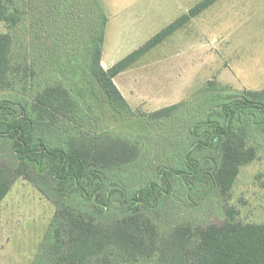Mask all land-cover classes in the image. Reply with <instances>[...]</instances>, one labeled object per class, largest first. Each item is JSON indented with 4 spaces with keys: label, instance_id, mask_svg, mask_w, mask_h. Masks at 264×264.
I'll return each instance as SVG.
<instances>
[{
    "label": "trees",
    "instance_id": "obj_1",
    "mask_svg": "<svg viewBox=\"0 0 264 264\" xmlns=\"http://www.w3.org/2000/svg\"><path fill=\"white\" fill-rule=\"evenodd\" d=\"M219 1H201L105 69L108 16L100 0H0V22L10 31L29 8L45 24V43L36 44L31 60L25 49L23 59L16 55L12 33L0 34V205L24 179L55 207L32 264H264V223L241 221L230 205L241 169L258 158L264 89L232 92L210 82L199 92L195 108L202 111L177 131L187 143L173 157L179 167L158 158L139 182L129 178L145 153L147 126L163 132L159 123H176L186 102L117 129L133 123L134 111L114 79ZM106 114L110 126L102 129ZM157 143V152L178 153L183 142ZM194 193L204 202L182 218L179 203ZM214 207L221 224L190 217Z\"/></svg>",
    "mask_w": 264,
    "mask_h": 264
},
{
    "label": "rangeland",
    "instance_id": "obj_2",
    "mask_svg": "<svg viewBox=\"0 0 264 264\" xmlns=\"http://www.w3.org/2000/svg\"><path fill=\"white\" fill-rule=\"evenodd\" d=\"M201 1L100 0L108 16L103 62L108 68L113 67ZM28 13L15 30L10 31L0 22V34L12 33L17 40L16 55L22 53L23 59L25 49L26 59L31 60L36 44L45 43V24L44 19H38L39 13L32 15L31 8ZM42 64L37 63V70L44 77L46 70ZM114 82L134 111L133 123H117V129L135 128V122L138 127L147 114L186 102L174 118L176 123H159L167 126L163 132H151V125L147 126L145 153L138 160L133 179L126 178L139 182L142 180L139 172L151 168L158 158L167 161L169 167H179L180 162L173 157L179 159L187 143L176 134L194 120L196 112L202 111L201 105L198 110L195 107L200 102L199 92L205 86L214 82L232 92L264 89V0H220L144 55ZM108 117L106 114L99 122L102 129L110 126ZM116 135L128 138L121 133ZM256 136L258 158L241 169L230 202L238 210L239 219L248 223H264V135ZM158 138L164 146L183 143L177 148L178 153L169 149L157 152ZM151 174L148 172V176ZM202 202L199 193L188 196L185 202L180 201L181 217L187 218L189 210ZM218 207L212 212L206 208L197 210L190 217H196L201 225L221 224L224 216ZM54 213L52 203L32 184L18 179L0 205V264H32ZM159 214L162 223L159 224L164 228L167 213Z\"/></svg>",
    "mask_w": 264,
    "mask_h": 264
},
{
    "label": "crops",
    "instance_id": "obj_3",
    "mask_svg": "<svg viewBox=\"0 0 264 264\" xmlns=\"http://www.w3.org/2000/svg\"><path fill=\"white\" fill-rule=\"evenodd\" d=\"M102 63H103V65H104V68L105 69H109L108 67H107V65L103 62V60H102ZM130 69H132V68H130ZM130 69H128L127 71H129ZM127 71H125V72H127ZM124 73V72H123ZM121 75V74H120ZM117 87H118V85H117ZM118 89L120 90V88L118 87ZM120 92L122 93V95L124 94L123 93V91L122 90H120ZM124 96V98L126 99V97H125V95H123ZM127 100V99H126ZM127 102H128V100H127ZM129 103V102H128ZM130 105V104H129Z\"/></svg>",
    "mask_w": 264,
    "mask_h": 264
}]
</instances>
